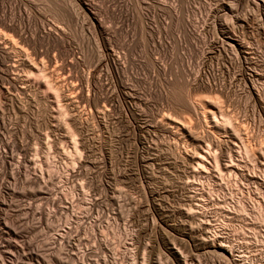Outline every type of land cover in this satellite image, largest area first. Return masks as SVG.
Here are the masks:
<instances>
[{"label":"rangeland","instance_id":"rangeland-1","mask_svg":"<svg viewBox=\"0 0 264 264\" xmlns=\"http://www.w3.org/2000/svg\"><path fill=\"white\" fill-rule=\"evenodd\" d=\"M37 1H38L36 2V4L38 3L37 10L40 12V14L42 13L41 16L43 15L42 17L44 19L46 20L51 19L50 23L52 22L55 23V21H57L60 18L61 13L59 9L61 8L60 6H62L60 4L62 3L58 4V2L60 1L63 2L62 0H59V1L58 0H37ZM53 1L54 2L58 1V2L56 4ZM64 1H67V0H64ZM93 1L94 3L97 2L96 4L97 5L99 4V6H100V2L102 3L101 0L99 1L93 0ZM167 1L174 2L177 4L178 10L180 12L178 15L176 14V16H172V15H164L160 13L155 8L154 6L155 4H153L150 0L148 1L146 0H143V1L142 0H116V4L120 5L121 7H123V9H125L124 11L126 12V14H128V20H126L124 24L122 25L123 30L122 32L117 34L118 38L117 39L115 38L116 41L118 40L120 41L121 46H119V42H116L114 39V42H115L114 47L116 46L115 44L118 43L117 44L118 47L116 46L115 50H118V52L120 53L124 52L122 53V56H124L126 61L130 60L132 62V63H129L130 61L129 62L127 61L128 63L126 62V66L127 65H130V66L126 67V69L128 68L129 71L126 70L124 72L123 77L126 80L124 78L123 80L125 81L124 83L127 86L125 88L128 89V92L131 91L134 94L133 95L134 100L130 101L131 105L127 102L124 103V101L121 102L122 99H121V96H119L120 93L117 92L118 98L120 97L121 99V101H119L120 103H118L119 105H121V106L119 105L118 106L122 110V112L119 110L121 112L120 115L122 116L124 115L125 118L121 117L117 111V114H115L113 119L110 120L113 123H110L109 121L110 125L108 123L106 125L105 121H103L100 118H97V120L94 118L93 121L92 120L90 121V119H87L86 121L83 120L82 125H83V130H85L83 131L84 132L83 137H85L87 141L86 146L88 147H86L85 149L86 155L84 157L82 156V159L83 161L85 160V162L89 164L90 168L84 167V168H87V171L85 172L84 168H81L80 170L78 168V165L76 164L77 168H75V165H74L73 168L71 167L72 169L71 168L70 169L73 170V172H77L79 170V173L84 175V176L82 175V178L84 177L82 180H85V181L87 180L86 181L87 183L85 181L84 182L86 184V188L87 189L90 188L88 189L89 191L93 190L92 189L93 187L94 188L97 187L94 190L95 195L94 193H92L93 191H91L90 193L91 197H89L92 199L93 202H97V203L99 202L98 204L96 203L97 205L95 206L96 210L93 213L94 215H92V217L89 216L91 219L89 217H87L86 219L83 218V215L85 214V211H86L85 208L87 206V201L89 202V199L85 203L84 201L82 202L83 198L81 197H83V193L81 191V187L79 183L78 185L76 184L77 181H82V180L80 179L76 180L78 179L76 177H73L76 179H73V178L69 179V181L66 183H63L59 177H58L59 180L56 177L54 178V180H51L49 176L47 177V175H49L48 174L49 172L48 170H46L47 165H44V161L42 157L41 150L42 149L44 150L42 141L46 142L45 141L46 137L44 135H46L47 132H49V130L48 129L46 130V128L49 127L50 124H53V125L55 124V127L59 129L57 130L56 128H54V132H49V133H50V137L51 135L53 137L55 136L54 137L55 139L53 137H51V139H54V141L57 140L58 144L61 145V144H64L63 142H65L64 145H61V148L65 147L67 144L66 139L69 134H65V133L69 130V128L66 125H62L64 120L61 122L59 118L58 120L57 118H55L56 119L55 120V119H52L54 117H50V115H48L49 112H47L46 110H48L50 107L46 106V110L43 113L44 115H41L43 116L42 118L41 116H38L41 119H39L36 116H35L36 118L33 117V114H35V112L37 111V108L35 105L30 106L32 108L27 107L28 111L31 109L30 110L31 116L29 117V119L27 118V119L20 120L19 121L20 123H18L19 128L17 129H20V131L18 130V134L20 133L19 137L21 138V140H23V142H25L24 144H27L28 148L30 149L29 152L31 154L29 153V157L31 156L30 157L31 161H33L34 156L35 157L36 155L38 156L36 157L37 159L35 158L36 160L39 159L37 162L38 164L33 165L34 164L33 163L30 165L31 167L28 165L29 166L28 170H30V173L32 172L31 175L33 174V176L31 177H34V180H36V183L38 185L29 184L28 186L27 183H23L24 182L23 178L22 179L19 178L20 180L17 179L18 181H16V184L14 185L15 192L13 193L10 192L9 190H6L0 187L2 189V190L0 189L1 193L4 192L1 195L3 197L2 200H4V197H5V200H8L7 202L10 204V207H9V204L5 202V200H4L5 203L3 205L0 204V207H2V209L0 208V218L1 216L4 217V219L2 217V219L0 220L2 221L8 220L10 223H12L13 221L11 218H13L14 220L13 224H15L16 227H13L15 226L13 224L10 227H12L11 229L12 231H14V229L16 228L17 230H15L13 234H9V236H7L6 238L7 239L9 238L13 242H15L16 240V245L20 246L21 243H23L22 246L24 247L25 244L28 245L27 242L30 241L28 243L35 242L33 243L34 245L38 243L44 244V248L49 246L48 244H50V242L48 243L46 242L47 240L49 241V239H51V234H53L50 228L51 225L49 224V221L46 219V217L42 219L41 222H39L38 217H37L38 209L36 210V208H39V206L42 208L45 206L42 209L43 211L49 206L50 212L52 213L53 211L58 212L57 216L62 215L60 217L62 219V224L56 230L57 236L59 237L62 236L63 238H66L67 236H70L68 238L73 237L72 239L74 240V242L76 241V245H77L76 247L77 249L75 248L73 251V249H71L68 246L66 241L63 242V244H61L60 247L63 248L61 249V252L66 253L68 250H71L73 251V252L70 251L71 257H74L72 258L73 260H69L67 259L68 257L66 256V254L64 255L62 254L65 259V260L63 259L62 261L63 264H68V263L69 264H76V263L79 264V262L77 261V257L79 256V254L82 255V257H84L82 258L84 260L82 261V264H93V262L95 264L96 263L97 264L99 263L100 264H183V263L185 264H264V178L262 175L264 172V152L262 151L264 150H261L262 153L260 152L257 153L259 154L257 155L259 157L256 158L257 159L256 161L254 159L253 160L254 162L251 161L248 163V165H242V167H240L244 169V170L241 169L242 170L241 172L242 173L244 172L243 173L244 178H242L241 175H238L237 177H240L242 180L237 178L236 181H230L228 179L229 176L227 177L226 175L220 174L219 171L217 172V170H220V169H218L217 167L215 168V165L212 163L213 160H211L213 158H211L210 154H213V152L217 150L218 152L216 153L218 157L222 158V159L220 158V163L221 162L226 163L225 159L228 155V151L230 153L231 149L236 148L237 144H238L237 147H239L240 142L239 141L237 142V140L233 139L230 135L224 136L223 134L222 136L219 135L218 137L216 135L217 139L219 138L218 140L221 139L223 142H220V141L218 142L214 138L207 137V139L205 138L204 140V141L206 140L208 141V142L206 141L207 142L206 144L202 140L203 138L201 139L202 135L206 134L204 128L199 127L198 129L200 131L196 130L199 135L201 134V137H200L201 141H199V139L198 138L195 139L194 136L190 137V135L186 134V132L181 129V126H179L180 125L179 123L183 124L181 120L183 119L182 121H184V117L186 116L187 118L191 117L190 120H194L195 117L196 118L198 117L197 120L196 121L194 120V122L192 121V123L198 122L202 119V115L199 113L201 109L199 110V108H198L197 114H194L192 116L190 114H193L194 112H192L191 110H188L186 112L187 109L184 108V105H183L185 104V101H183L184 94L182 95L183 98H181L180 94L184 92H188V94L190 93L189 96L191 98L194 97L192 98V100L194 99L196 101L198 98L203 97V96H209V95L212 96L207 89H204V88L199 89V87L197 85H194V82H193V78L195 76L193 75V73L196 74V71H198L199 68H203L202 69L203 75H207L209 79L211 78L212 80H214L216 84L218 83L217 84L218 86L220 83H222L220 84V88H223L222 90H224L222 91V95L225 96L226 94L225 97L222 96V98L224 97L226 100L225 103L227 104V106L225 105L224 107L226 108V112L228 113L231 112L232 115L234 114V116L237 115L236 118L238 119V122L242 120L243 122L241 121V123H243V125L245 123L248 124L247 125L249 126V129L247 128L248 131L249 130L250 132L252 131L251 133L249 132L250 135L255 137V139L251 137L252 138V140H250L251 143L254 142V144L257 143L258 145L262 144L261 148L264 145L263 144L264 143V121H262L264 120V117L260 115L261 119L263 118L262 120L258 117V115L260 114L258 107L251 99L252 97L248 94L247 89L246 88L243 89L244 84H242L243 82H240L241 80L239 79V77H241L240 74L244 73L245 71H246L245 73L248 74L249 70H245L244 67L240 66V64L238 65V62H236L234 58L229 59L228 57L225 58V56H221L220 59L222 60H219V57H217V58H214V60L212 61L208 60L206 61L205 64H202L203 63V61H201L203 60V58L201 59L202 54L199 51L194 49V47L192 46V42H191L192 39H188V37L184 35L185 34L184 26L182 25V22H180V21H184V16L186 14L190 17L189 19L192 20L195 17H198L200 15L199 13H201L203 16V13H205L206 9H208L209 6H211L210 8H214L216 6L224 4V2L225 3L228 2L229 0H224V1L223 0H167ZM242 4L243 3H241V7L242 6L243 7L241 9L244 8V4L243 5ZM105 5L106 3L104 5L102 4V9H105L104 8ZM126 8L128 9V12ZM52 11H54V13ZM56 11L58 12V15L55 13ZM104 12L106 13V15ZM184 13L186 14L184 15ZM101 14L105 16L104 17L105 21L110 24L113 23L112 24L113 26L114 25L116 26L121 23V22L119 23L118 19L116 20L113 19L111 15L109 14V12H106V10L105 11L102 10ZM53 16H56L57 18H54ZM74 19H75L74 20L75 22L76 21L78 22V23L76 22L77 24L82 23L81 16L80 18L78 17L79 21L77 20L76 16L74 17ZM257 20H260V21H257ZM263 21L264 20L259 19V18H256L255 20L254 19L250 20L249 21L250 27L248 26V29L245 33L247 36L245 35V37L251 43L252 51L254 53L252 54L253 56L252 59L254 61L256 60L255 62H257L256 70L259 73L261 71V73L264 74L263 72L264 70V60H263L264 59V31H262V28L260 26L261 23L264 26ZM178 22H180L181 24ZM81 28L82 27L78 25V28L76 29L77 31L74 32L76 34H74L73 48L75 47L74 51L77 53V55L74 56V59L80 62L81 69L84 68V71H87L89 70V68L90 69L93 68L94 67L93 65H96V63L99 61L98 60L99 52H97V49H96L97 42L95 41L96 43H94L95 38L93 37L92 32H90L89 30L87 31L86 28H85L86 30L82 28L83 31H81L82 30ZM78 29H80V31ZM119 34H120V37H119ZM157 41H159L161 44H159V42ZM50 53L52 55L53 53H55V51L51 50ZM224 59L225 60L228 59L230 62L227 60L225 61ZM231 60H233L232 63H231ZM219 61L221 64H218L217 66L215 62L219 63ZM211 62H213L214 64ZM156 64L157 65L159 64V65L157 66ZM210 66L211 67L213 66L212 68L213 70H211ZM214 68L216 70H214ZM219 68L224 71L222 70L220 71ZM102 69H104V72H106L105 66L102 65ZM217 70L218 72H216ZM126 72L127 74H125ZM222 77H225V78H222ZM222 79H225V80L222 81ZM261 81L262 80L256 83V86H257L256 89H259L258 90L259 93L261 92L264 93L263 91L264 86L262 87V85H264V82L262 81L261 83ZM238 82L240 83L238 84ZM184 83L185 84L187 83L186 85L189 88L192 85L191 90L188 89V87L185 86ZM222 85H224V87H222ZM227 88H229V90ZM179 89H181V91ZM111 91H113V88L111 89ZM176 93L178 94L176 95ZM136 97L140 99L137 100ZM180 99L181 100L183 99L182 101L184 103L183 102L181 103ZM134 102L136 103L135 106L133 105L135 104ZM253 106H256L257 109L255 107L253 108ZM227 108L230 111H227L228 110ZM32 109H34V113L32 112ZM251 110L252 111L258 110V112L254 111L255 115H253L254 112H252ZM45 113H47L46 115L48 117L45 116ZM195 115H198V116H195ZM117 116L118 117L120 116L121 118H123V119H120L121 123L119 122V120H117L119 119ZM31 117H33V119ZM177 117L179 119L181 118L180 122ZM114 118L116 119L117 122L114 121ZM174 118L175 120L178 119L179 123L177 121H172V119ZM47 119H49L51 122L49 120L47 121ZM124 119H127V120H124ZM250 120L254 122H251ZM58 121H60L59 126L57 125ZM161 121H163V123L165 121L166 125H167V122H170L168 124V127L172 124L173 125L170 127H173V126L175 127L176 125L180 127V130H179L180 134L177 133L176 134L177 137L176 136L174 137V135L172 136V134H170L171 135L170 136L168 132L163 131V128H161V125L163 124L161 123ZM45 122H47L48 126L45 125L46 124ZM22 123L23 124L25 123L26 125L25 124L23 125ZM158 123L161 125H159ZM103 124H105V126ZM152 124L153 125L155 124V125L152 126ZM184 124L186 123L184 122ZM250 124H252L251 128H250ZM65 126L68 128V130ZM170 127L168 128L169 130H170ZM62 128H64V130ZM143 128L144 129L148 128V130L150 129L149 131H152L153 135L151 133H149L150 135H147L146 134L147 130H144ZM24 129H25V133H24ZM172 129H176V128H172ZM143 130L145 131V133L143 132ZM180 131L184 133L183 134L184 136H180L182 135ZM201 131H204V132L201 133ZM56 132L57 133L59 132L57 134L58 136L60 135L59 139H57L58 138L57 135L54 134ZM61 132L63 133V137L67 135L64 138L62 137L63 138L62 142L60 139V137L62 136ZM67 133H70V132H67ZM85 133L87 136H85ZM178 134H179V137H178ZM253 134L256 135L257 137L254 136ZM150 136H152L154 139ZM172 137L174 139L176 138L177 139L176 140L173 139V141L171 142ZM146 138L148 141L152 138L149 142L151 141L152 142L154 141V142L149 144V142L146 141ZM174 141H176L177 143ZM231 141H233L232 142L233 144L231 143ZM235 141L237 143H235L234 145ZM146 142L149 144V146L147 145ZM54 143H56V141ZM168 143L170 144L171 147L173 146L172 148L174 150L172 151V153L170 151L172 150V148L171 147H170L171 149L169 148ZM209 143L211 145L210 147H209ZM219 143H222V144L225 143V144L219 145ZM205 144L208 145V147ZM215 144H218L219 146H221L219 147L220 149L218 148V145H215ZM60 145H53V148L55 146L56 148H59ZM174 145H177L176 146L177 150H175L176 148ZM181 145L184 148L186 147L185 151L187 150L186 153L188 152L187 154L189 155L190 154L192 155L195 150L200 153H203L202 150L203 151L209 150L210 157L208 156V158L210 159H209V164L207 166L209 167L210 170L208 169L206 165H204V168H207L205 169V171H204V168L201 171L200 170L197 171L202 175L197 173L194 177L191 178V176L188 175L189 172H191L190 161L189 160H186L187 162L185 160L184 162L181 161V158H182L181 155L182 154H183L182 156L185 155V151L183 148L181 149L182 147ZM225 145H227L226 146L227 148L225 147ZM212 146L215 147L216 149H214ZM200 147H202L201 150H200ZM211 147L213 150L211 149ZM228 147L230 150H228ZM66 148L67 147H65L64 149ZM136 148L138 149L140 154L137 153L138 151H136L137 150ZM89 149L91 151H88ZM224 149L227 150V153H226V150L224 151ZM134 152H136L135 156L133 155ZM178 152L181 155L180 154L178 155L177 154ZM221 152L223 156H221ZM53 154L55 155V160H56L55 164L58 167L57 168L58 172L59 171L61 172L64 168H66L65 167L66 158L63 155L62 156L59 155L58 151H56ZM86 156H87V159H86ZM179 156L181 158H179ZM192 156H194V154ZM157 162L158 164H156ZM185 162L187 164H185ZM210 162L212 163V165ZM255 162L256 164L254 165ZM108 166H110L111 168ZM185 166H189V167H185ZM109 168L111 169L112 173L115 172L113 174L115 175V177L120 175V180L113 181V179L112 180L109 179L110 181H107V180L105 181L104 174L106 173V171H108L107 169ZM164 168L166 169L163 170ZM206 170L209 172H207ZM66 171H68L67 168L64 169L63 172L61 173H65ZM84 172L88 175H86ZM177 172L179 173V175ZM113 175L111 176L114 178ZM186 175L189 178H187ZM38 176L39 177L41 176V177L39 178ZM195 177L197 178L195 179ZM101 178H102V181L100 182ZM193 178L195 180H193ZM47 179H50L49 180L50 182ZM187 179H189L190 181ZM226 179H228V181ZM7 180L12 181L9 178ZM22 180L23 182H21ZM71 180L73 183L71 182ZM38 182H40V184ZM89 183H92V185L89 186ZM72 184H76L75 186L78 188H76ZM26 186H27L28 191L26 189ZM32 186L35 187V189L32 190L34 193L31 192V190H30L31 193H29V189L34 188ZM37 186L39 187L41 186L40 187L41 189ZM44 186L45 188L48 186L47 188L51 192L47 188L45 190ZM55 187H56V192H55L56 195L52 193L53 192L52 190L53 188L55 190ZM36 188H39L41 191ZM42 190L44 193L41 194ZM6 192L8 193L10 192V193L8 194ZM21 192L23 193L21 194ZM48 192L50 193V196L52 195L51 200H49L51 203L47 202L46 204L45 200L47 199L44 200L43 196L44 197L46 196L45 198H47L49 196L47 194ZM79 192L81 195L79 194ZM14 194L17 195V197ZM19 194H21L22 196ZM32 194L33 195L35 194V196H33ZM92 194L93 196L99 197V199L97 197H94L95 199L97 198L95 200L92 197ZM6 203L7 205H5ZM5 206H6V209H5ZM239 206L240 207L242 206V208H244L243 209L244 211L242 210L243 213L239 212L238 210L240 208ZM18 207L22 208V210L26 208L27 210L25 209V211H28V210L29 211L27 213L25 211H22ZM31 208L35 211L33 212ZM187 209L189 210L191 209V210L189 211ZM32 213L33 215H35L34 213H36V215L31 216ZM187 213L188 214L190 213V214L188 215ZM5 214L8 216L6 217ZM24 215H26L25 219H24ZM15 216H17L18 218ZM20 216L23 218H21ZM28 216L29 218H27ZM5 217L6 219L9 217L10 218L5 220ZM31 217L32 218L37 217V218L35 220V218L30 219ZM26 219H28L26 222H22V221H25ZM30 220L32 223L34 222L33 227L31 226L32 223H30ZM81 220H82V223L84 221L85 222L83 223V227L80 230H77V223ZM97 220H99V222ZM94 221L97 223H94ZM35 222L38 223V225H36L37 227L34 226L36 224ZM17 223L19 225H17ZM20 223L21 224L23 223L24 226L23 224L21 225ZM45 223L46 224L48 223L49 225L48 224L46 225ZM89 225L95 226V227L97 226V228L94 227L95 228L94 229L92 227L91 229ZM24 227H26L25 228L26 230L24 229ZM30 227H31L32 232H30L31 231ZM28 228H29V231H28ZM36 228L39 230H33ZM0 229H1V226H0ZM19 229L21 230L20 231L21 233L19 232ZM23 229L25 230V232ZM44 229H46L47 232ZM22 230H23V233H22ZM44 232H46V234ZM48 232H51V233L49 234ZM0 234H1L0 235L1 237L2 236L1 230H0ZM4 234L6 235V233ZM18 234L21 237H18L19 236ZM72 234L74 236H72ZM64 235H67V236L64 237ZM22 236H24V239ZM15 237L18 239H16ZM46 237L49 239H46ZM0 239H1L0 245H2L4 237L3 239L2 238ZM22 239L24 240V242ZM60 239L57 243L58 245H59V242H61ZM44 240H46V242ZM176 240L177 242H180V241L181 242L177 243ZM43 241L47 244V246ZM19 242H20V245H19ZM198 242H201V243L206 242L210 246L204 248V246L198 245ZM174 243L175 244L177 243L178 246L184 245L185 248L181 246L177 248V245H174ZM66 245L67 247H65ZM175 246L176 248H174ZM22 249L23 248L21 247L19 249V252L17 251L18 254L16 253V251H14L15 254L13 252L9 253V255L13 253L10 255L13 259L12 260L13 264L16 263V259L18 261L17 264H23V262L24 264H27L30 261H32L34 264L48 263V262L45 263L44 260H41L40 256L37 258L33 257L31 260H29L28 259L29 256L26 254L24 255L26 250L23 249L24 250L23 251ZM181 249H184L186 252ZM180 252H182L183 254ZM172 253L175 255H173ZM22 254L24 255L22 261L23 260L24 261L19 262L20 255ZM14 255L15 256L18 255L19 257L17 256L18 258H14L15 257ZM26 256L28 257L26 258ZM188 257L191 258V261L193 259L194 263H192L190 261V258ZM186 258H188V260ZM7 259H9V256ZM36 259H39V261ZM180 260L182 263L179 262ZM32 262H30L29 264H32ZM62 263L60 262V264Z\"/></svg>","mask_w":264,"mask_h":264},{"label":"bare ground","instance_id":"bare-ground-1","mask_svg":"<svg viewBox=\"0 0 264 264\" xmlns=\"http://www.w3.org/2000/svg\"><path fill=\"white\" fill-rule=\"evenodd\" d=\"M62 1L63 2H61V1L58 2V4L59 3H62V4H60L62 6L59 5L61 7V8L59 7L60 8L59 11L61 13V14L59 13L61 15L60 18L57 21H55V23H53V22L50 23V20L51 19L50 20L49 19L48 20L44 19L42 17L43 15L41 16L42 13L40 14V12L37 10L38 9V7H37V4L38 3L36 4V2H38L37 0H0V187L3 188V189L9 190L12 193L15 192L14 185L16 184V181H18L17 179H19V178H21V179L23 178L24 182H23V180L21 182L27 183L28 186H29V184H32V185H36L37 184L36 183V180H34V177H31V176H33V174L31 175L32 172L30 173V170H28V167L31 164H33V163H34L33 165L38 164L37 162H38L39 159L36 160L37 159L36 157H38V156L35 154L36 157L34 156L33 158L34 159L36 158V159L35 160L33 159V161H31V159H30L31 156L29 157V153H30L29 150L30 149L28 148L27 144H24L25 142H23V140H21V138L19 137V134L20 133L18 134V130L20 131V129H17V128H19L18 123H20L19 122L20 120L27 119V118L29 119V117L31 116V111H30L31 109L29 110L30 111L29 112L28 109H27V107L28 108H32L30 106L35 105L36 108H37V111L35 110L36 112H35V114H33L34 113V109H36V108L32 109V112H33L32 114H33V117H35V116L38 117V116L44 115L43 113L46 110V106H48V107H50L49 108L50 110L47 108L49 111L46 110L47 112H49L48 115H50V117H54L52 119L57 118V120H58V118H59V120L61 122L64 120L63 124L62 123L61 124L62 125H66L69 128V130H68V128L65 126L67 128V130H68V131L67 130H65V131L70 132V133H67V132L65 133V134H69L68 136L66 135L67 136V139H66L67 140V144L65 146V147H67L66 149H64L65 147H62L61 148V145H64L65 142H63L64 144H61L60 145V144L57 143V140H55L56 143H57L56 144V143H54L55 142L54 141V139H55L54 137L55 136L53 137L51 135V137H53L54 139H51V137H50V133L49 132H54V128H56L55 127V124L54 125L53 124H50V126L46 128V130L48 129L49 132H47V134L44 135L46 137V140H45L46 142H43L42 141V145H43L44 150L43 149L42 150L40 149L42 151V157H43L44 165H47L46 166L47 169L46 168L45 169L48 170V172H49L48 173L49 175H47V177L49 176V178L51 180H54L55 177L58 179V177H59L62 180L63 183H66V182L69 181V179H71L73 177L78 178V179L73 178V179H76V180H79V179L82 180L84 178V177L82 178V175L83 174L79 173V170L77 171L75 169V168H77L76 164L78 165V168L80 170H81V168L89 167V164L86 163L85 160L83 161V159H82V156L84 157L86 155L85 154L86 153V150L85 149H86V147H88V146H86V144H87L86 142L87 141H86L85 137H83V134H84L83 131H85V130H83V125H82L83 120L86 121L87 119H90V121L91 120L93 121L94 118L96 120H97V118H100L103 121H105L106 125H107V123L110 125V123H113L110 120L113 119V117L115 116V114H117V111H118V114L119 115L122 112V110L119 107L121 105L118 104V103H120L119 101H121V99H122L121 102L124 101V103L127 102V103L130 104V101H133L134 100V96H133L134 94L131 91L128 92V89L125 88V87H127L126 84L124 83L125 81L123 80V78H124L123 77L124 72L126 70L129 71L128 68L126 69V67L127 66H130V65H127L126 66V62L128 60L126 61V59L124 58V56H122V53H124V52L120 53V52H118V50H115V47L117 46L118 43H116L115 44L116 46L114 47V43H115L114 42V39L115 38L116 39L118 38L117 34L120 33V32H122V30H123L122 29V25L124 24V22L126 20H128V14H126V12L124 11L125 9H123V7H121L120 5L116 4V0H101L102 3L100 2V6H99V4L98 5L96 4L97 2L94 3L93 0H67V1L62 0ZM146 1H148V0H146ZM150 1L153 4H155L154 5L155 8L160 13H162L164 15L176 16V14L178 15L180 13L179 10H178L177 4L174 3V2H168L167 0H150ZM57 2H54V3L57 4ZM105 3H106V5L104 6L105 9H102V4L104 5ZM241 3L244 4V8L243 9H241L243 7V6L241 7ZM210 7L211 6H209V8L206 9V11L203 9L205 11V13H203V16H202L201 13H199L201 16L199 15L198 17H195L192 20L189 19L190 17L186 13H184V15L186 14L184 16V21H180V22H182V25L184 26V33H185L184 35L187 36L188 39H192V41H191L192 42V46L194 47L195 50L199 51L202 54V57H201V59L203 58V60H201V61H203V63L201 62L202 64H205L206 61H208V60L209 61H212V60H214V58H217V57H219V60H222V59H220L221 56H225V58L228 57L229 59L234 58L235 61L238 62V65L240 64V66L241 67H244L245 70H249V73L248 74L245 73L246 71L244 73H242L240 71L242 74H240L241 77H239V79L241 80L240 82H243L242 84H244L243 89L244 88L247 89L248 94L252 97L251 99L257 105L258 110H259V113H260L258 115V117L261 119L260 115L264 117V96H263L264 93H262L261 90H260L261 93H259V91H258L259 89H256V87H257L256 86V83L259 82L260 80H262L264 82V74L261 73V71L259 69L258 70L260 71V73L256 70V68H257L256 67V65H257L256 63L257 62H255L256 60L254 61L252 59V57H253L252 54H254V53L252 51L251 43L245 37V35H246L245 33H246L247 29H248L249 21L250 20H252V19L255 20L256 18H259V19L264 20V0H229L228 2H226V3L224 2V4H221L219 6H216V7L213 6L214 8H210ZM101 9L104 10V11L106 10V12H109V14L111 15V17L113 19H115V20L118 19L119 20V23L120 22L121 23L120 24L117 23L118 25H116V26L115 25L113 26L112 25L113 23L112 24L107 23L105 21V18H104L105 16L102 15L103 13L101 14V11H102ZM126 10L128 12V9L127 8H126ZM52 12L54 13V11H52ZM55 13L58 15V12L57 11ZM56 14H54V15H56ZM139 14H141V13H139ZM105 15H106V13H105ZM75 16H76L77 20H78V17L80 18V16H81V18H82V23L81 24H77L78 22L76 21L77 22L76 23L74 21L75 20L74 19ZM53 17L54 18H57L56 16H53ZM257 21H260V20H257ZM180 22H178V23H180ZM255 23H256V21H255ZM78 25H80L84 29L86 28L87 31L89 30L90 32H92L93 37L95 38L94 43L97 42V44H96L97 45L96 46L97 47L96 48L97 49V52H99V54H98L99 56L98 57L100 59L98 58L99 61L98 60H97L98 62L96 61L98 64L96 63V65H93L94 67L91 66L93 68H91V69L89 68V70H87V71H84V68L81 69L80 68V65H81L80 62H78V60L76 61L74 59V56L77 55V53L74 51V48L75 47L73 48V40H74V34H76L74 32L77 31L76 29L78 28ZM260 26L262 28V31H264V26L262 25V23H261ZM256 29H257V27H256ZM78 30L80 31V29H78ZM81 31H83V29ZM119 37H120V34H119ZM248 38H249V36H248ZM116 39H115V41H116ZM116 42H119V46H121V43H120L119 40L116 41ZM157 42H159V41H157ZM159 44H161V43L159 42ZM51 50H54L55 51V53H53L52 55L50 53ZM226 60L229 61L228 59H226ZM232 61L233 60H231V63H232ZM217 62H215V64H217V66H218V64H221L220 61H219V63H217ZM129 63H132V62L130 61ZM211 63H213V62H211ZM102 65L105 66L106 72H104V69H102ZM219 67H221V66H219ZM206 68H207V66H206ZM212 68H213V66L211 67V70H213ZM226 68H227V66H226ZM202 69L203 68H199L198 71H196V74L193 73V75H195L194 78L192 77L193 78L194 85H197L199 87V89H202V88L207 89L212 96H210V95L209 96H203V97L198 98L197 101H196L194 99L192 100V98H194V97L191 98L189 96L190 93L188 94V92H184V90H183L184 93L180 94L181 95V98H183L182 95L184 94L183 95L184 96V100L183 99L182 100L185 101V104L186 105L185 104H183V105H184V108L187 109V110L185 109L186 112L188 110H191L192 112H194L193 114H190L191 112L189 113L192 116L194 114H197L198 108H199V110L201 109V111H199V113L202 115V119L201 120L198 119L200 121L195 122V123H192V121L193 122H194V120L196 121L198 117L197 118L195 117L196 119L194 118V120H190L191 117L190 118H187V116H186V117H184V121H182L183 119L181 120V122L183 124L179 123L181 118L179 119L178 117L177 118L179 119V122H178V119L175 120V118L172 119V121H177L180 124L179 126H181V129L184 130L186 132V134L190 135V137H193L194 136L195 139L198 138L199 141H201L202 138H203L202 140L204 141L205 138L207 139V137H209V138L211 137V138L216 139L218 142L219 141L220 142H223L221 139L218 140L219 138L217 139V137L219 135L222 136L224 134V136L230 135L233 139L237 140V142L239 141L240 142V145H239V147H237V145H238L237 144L236 145V148L235 149L233 148L234 150L231 149V152L230 153L228 151V155H227V157L225 159L226 160V163H222L221 162L222 164L220 163V158L221 157L219 158L218 155H217V153H216V152H218L217 150H215L214 152L211 151V152H213V154H210L209 150H207V149H206L207 151H203L202 150L203 153L197 152L195 150L194 153L192 151V153L194 154V156H192L193 154L192 155L191 154L190 155L187 154L188 153V152L186 153L187 150L185 151V148L186 147L184 148L181 145L182 146L181 149L182 148L184 149L185 155L182 156L183 154L181 155L179 153L181 151H179L177 154L178 155L180 154L181 157L183 158V160H182V158L179 156V158H181V161H183V162H184V160L185 161L186 160H189L190 161V165H191L190 170H191V172H189L188 175L191 176V178L194 177L197 173L200 174L197 171L198 170L201 171L204 168V165L207 166L209 164V159L210 158H208V156L210 154L211 158H213V159H211V160H213V162L212 161L211 162L215 165V168L217 167L218 169H220V170H217V172L219 171L220 174L226 175L227 177L229 176L228 179L230 181H236L237 178L238 179H241L240 177H237L238 175H241V177L244 178L243 177V173L244 172L243 173L241 172L244 169L243 168H240V167H242V165H248V163L251 162V161H253L254 159L256 161L257 160L256 158L259 157V156H257V155H259L257 153L258 152H260V153L264 152V151L261 152V150H264V148H263L264 145L261 148V145L262 144L261 145H258L257 143L254 144V142L251 143L250 140H252L251 137H253V136L250 135V133L252 131L251 132H250V130L248 131V129H249V126H247L248 124L245 123L244 125H246V126H244L243 123H241L242 120H240L239 121L240 123H239L238 122V119L236 118L237 115L234 116V114L232 115L231 112H229V113L226 112V108H224L225 105L227 106V104L225 103L226 100L224 98L226 96V94H225V96L222 95V91H224V90H222L223 88H220V84H222V83L219 82L220 84L218 86L217 85L218 83L216 84L214 80H212L211 78H210L211 79L210 80L207 77V75H203L202 74L203 73L202 72ZM214 70H216V69L214 68ZM218 70L216 72H218ZM221 70L222 69H220V71ZM102 71H103V73H102ZM160 71H162V70H160ZM222 71H224V70H222ZM263 72H264V70H263ZM206 73H207V71H206ZM212 73H214V72H212ZM125 74H127V72ZM211 76H209V77H211ZM213 76H215V75H213ZM126 77H127V75H126ZM222 78H225V77H222ZM233 79H231V80H233ZM224 80L225 79H222V81H224ZM262 81H261V83H262ZM230 82H232V81H230ZM240 82H238V84ZM186 84H185V86H187ZM185 86H183V87H185ZM191 86H190V88L187 86L188 89L191 90V88H192ZM263 86L264 85H262V87ZM187 87H185V88H187ZM222 87H224V85H222ZM112 88H113V91H111ZM258 88H259V86H258ZM123 89H124V91H123ZM227 89L229 90V88H227ZM232 89H234V88H232ZM179 90L181 91V89H179ZM263 91H264V89H263ZM117 92L120 93L119 96H121V99H120V97L118 98V93ZM189 92H191V91H189ZM177 94L178 93H176V95ZM222 96H224V97L222 98ZM250 96H249V98H250ZM179 97H178V99H179ZM196 97H195V99H196ZM136 99L138 100L140 98H137L136 97ZM182 100H181V103L183 102ZM133 105L135 106L136 103L133 104ZM254 107L256 108V106H253V108ZM258 110H256V111L258 112ZM227 111H230V110L228 109ZM254 111H252V112H254ZM129 112H130V110H129ZM255 112L253 113V115H255ZM46 114L47 113H45V116H47ZM256 114H258V113H256ZM120 116L125 118L124 115L123 116L120 115ZM120 116L119 117L117 116L119 118V119H117V120H119V122L121 121L120 119H123ZM195 116H198V115H195ZM33 117H31V118L33 119ZM42 117L43 116H41V118ZM41 118H39V119H41ZM115 118H114V121H116ZM49 119H51V118H49ZM49 119H47V121ZM124 120H127V119H124ZM60 121H58V123H57L58 126H59ZM109 121H110V123H109ZM262 121H264V120H262ZM158 122H160V121H158ZM184 122L186 124H184ZM251 122H254V121H251ZM29 123H30V121H29ZM45 123H46L45 125H47V122H45ZM161 123H163V121H161ZM164 123H165V121H164ZM164 123L162 125L158 123L159 125H161V128H163V131L168 132L169 135L170 134H172V136L174 135V137L176 136L177 133H179L180 127H178L177 125H176L177 127L176 126L175 127L174 126L173 127H170V126L173 125L172 124V125L169 126L170 127V130H169L168 129L169 128L168 127V124L170 122H167V125H166V123L165 124ZM101 124H102V122H101ZM156 124H157V122H156ZM103 125L105 126V124H103ZM154 125L152 124V126H154ZM251 125L252 124H250V128H251ZM20 126H21V124H20ZM140 127H142V126H140ZM199 127L200 128L201 127L204 128L205 129V132H206V134L204 133L205 135H202V137H201V134L199 135L198 132L196 131V130L200 131L198 129ZM172 128H176V129H172ZM62 129L64 130V128H62ZM57 130H59V129H57ZM144 130H147V133H146L147 135H150L149 133H151L153 135L152 131H149L150 129L148 130V128H146ZM144 130H143V132L145 133ZM202 132H204V131H201V133ZM24 133H25V129H24ZM58 133L56 132L54 134L57 135ZM181 133H182V135H180V136H184L183 135L184 133L183 132H181ZM179 134H178V137H179ZM22 135H24V134H22ZM169 135H168V137H169ZM216 135H217V137H216ZM59 136L57 135V137H58L57 139H59ZM66 136H64V137H66ZM85 136H87L86 133H85ZM254 136H256V135H254ZM62 137H63V133H62V136L60 137L61 142H62V139L64 138V137L63 138ZM150 137H152V136H150ZM163 137H164V135H163ZM200 137H201V139H200ZM41 138H43V137H41ZM185 138H186V136H185ZM232 138H231V140H232ZM253 138L255 139V137H253ZM22 139H23V137H22ZM173 139L174 138L172 137L171 142L173 141ZM176 139H174V140H176ZM146 141H148L147 138H146ZM206 141H204V142L207 144L208 141L207 142ZM212 141H213V139H212ZM39 142H41V141H39ZM59 142H60V140H59ZM153 142L151 141V142H149V144L150 143H153ZM174 142H176V141H174ZM227 142H229V141H227ZM232 142L233 141H231V143ZM237 142L235 141L234 142V145ZM149 144L147 143L148 146H149ZM182 144H183V142H182ZM213 144H214V142H213ZM220 144L223 145L225 143H223V144L222 143H219V145ZM53 145H60V147L59 148H56V146H55L54 147L55 149H54L53 148ZM153 145H155V144H153ZM215 145H218V144H215ZM219 145H218V148L221 147ZM256 145H257V147H256ZM168 146H169V148L171 147L169 143H168ZM174 146L176 148L177 145H174ZM206 146L208 147V145H206ZM210 146L211 145L209 143V147ZM226 146L227 145H225V147ZM212 147H211V149H212ZM229 147H228V150H230ZM201 148L202 147H200V150H201ZM213 148L216 149L215 147H213ZM53 149H54L55 152L58 151V154L59 155H61V156L63 155L66 158V165H65V167L67 168L68 171H66L65 173H61V172H63V170L66 169V168H64L61 172L59 171L60 173L58 172V169H57L58 167L55 164L56 163L55 155L53 154L55 152L53 151ZM203 149H204V147H203ZM173 150H174L173 148H172V150H170L171 153H172ZM175 150H177V148ZM225 150L226 149H224V151ZM88 151H91V150L89 149ZM136 151H138V149ZM222 152H223V150H222ZM222 152H221V156H223L222 155ZM135 153L136 152H134V154H133L134 156H135ZM137 153L140 154L139 151ZM226 153H227V150H226ZM138 154H136V155H138ZM56 155H57V153H56ZM219 156H220V154H219ZM260 156H261V154H260ZM148 158H150V157H148ZM223 158H225V157H223ZM86 159H87V156H86ZM62 160H63V158H62ZM186 162H185V164H187ZM89 163H91V162H89ZM212 163H211V165H212ZM156 164H158V162ZM255 164H256V162L254 163V165ZM74 165H75V168L74 169L77 172H73V170H71ZM108 167H110V166H108ZM185 167H189V166H185ZM246 167H244V168H246ZM110 168L107 169L108 171H106V173L104 174L105 181L106 180L107 181H110L109 179H111V180L113 179V181L120 180V175L115 177V175H113L115 172L112 173V171H111ZM84 169H85V172H86L87 171V168H84ZM165 169L166 168H164L163 170H165ZM205 169H207V168H204V171H205ZM208 169H209V167H208ZM113 170H114V168H113ZM207 172H209V171H207ZM184 174H185V172H184ZM86 175H88V174H86ZM111 175H113L114 178ZM178 175H179V173H178ZM200 175H202V174H200ZM262 175H263V178H264V172H263ZM226 176H225V178H226ZM186 177H187V175H186ZM8 178L11 179L12 181L7 180ZM183 178H185V177H183ZM187 178H189V177H187ZM196 178L197 177H195V179ZM50 179H47V180L49 181ZM195 179L193 178V180H195ZM228 179H226V180L228 181ZM42 180H44V179H42ZM95 180H96V178H95ZM187 180H189V179H187ZM84 181L85 180L77 181L76 184L78 185V183H79V185L81 187V191L83 193V197H81V198H83L82 202L84 201V203H85L89 199V202L87 201V206L85 208L86 209L85 214L83 215V218L86 219L87 217H89V216L92 217V215H94L93 213L96 210L95 209L96 208L95 206L99 202L98 203L97 202H93L92 199L89 198V197H91V195H90L91 191H93L92 193H94V195H95L94 190L97 187L94 188L92 186L93 188L92 187L91 188L93 190L89 191L88 189H90V188L87 189L86 188V184H85V182L87 180L85 182ZM101 181H102V178H101L100 182ZM71 182H72V180H71ZM91 182H93V181H91ZM195 182H197V181H195ZM38 183L40 184V182H38ZM190 183H192V182H190ZM76 184H72V185L75 186ZM90 185H92V183H89V186ZM32 187H34V186H32ZM37 187H39V186H37ZM183 187H184V185H183ZM39 188H36V189H39ZM46 188L44 186V189L45 190H46ZM76 188H78V187H76ZM26 189H27V186H26ZM33 189H35V187L32 188V189H29V193L33 192L32 191ZM142 189H143V187H142ZM172 189H174V188H172ZM30 190H31V192H30ZM43 190H42L41 194L44 193ZM27 191H28V189H27ZM52 191H53L52 193L55 194L56 187H55V190L53 188ZM0 193H1V191H0ZM2 193H4V192H2ZM2 193L0 194V204L1 205H3L5 202L8 201V200H5V197H4L5 202H4V200H2L3 199V197L1 196ZM6 193H8V192H6ZM22 193L23 192H21V194ZM45 193H46V191H45ZM21 194H19V195H21ZM47 194L49 195V196L47 195L48 196L47 198H45L46 196L45 197L43 196L44 200L45 199L48 200V201L45 200L46 204H47V202L48 203L50 202L49 200H51V196H52V195L50 196V193L49 192ZM79 194H80V192H79ZM80 195H79V197H80ZM15 196L17 197V195H15ZM33 196H35V194ZM92 197L94 198V197H97V196H93V194H92ZM97 198L99 199V197H97ZM53 202H52V204H53ZM7 203L5 205H7ZM9 207H10V204H9ZM239 207H237V208H239ZM0 208L2 209V207H0ZM18 208L22 210V208H20V207H18ZM43 208L40 207V206H39V208H36V210L38 209L37 210L38 213L37 212L36 213L38 214L37 217H38V221L39 222H41L42 219H44L46 217V219L49 221V224L52 226V227L50 226L51 232H53V234H51V239H49V238L46 237V239H49V241L47 240V242H46V240H44L46 243L50 242V244H48L49 246H47V244L43 241L46 244V246L48 247V248L45 247V248H47V249H45L44 248V244L38 243V244L34 245L33 243H35V242H32L31 241L32 243H28V242H30V241H28L27 242L28 245L25 244V246L23 247L22 246L23 243H21V245H20V242H19V245L24 250H26V252L24 253L23 252L24 250L22 249L23 250L22 252L24 253V255L26 254V255L29 256V258H28L29 260H31L33 257H36L37 258V257L40 256L41 257V260H44L45 263L48 262L46 264H49V263L50 264H58V263L60 264V262L62 263V261L64 259V256H63L64 254H66V256L68 257V258L66 257L67 259L73 260L72 258H74V257H71V252H73L74 249L77 247L76 241L74 242V240L72 239L73 237L68 238L70 236L64 235V237L67 236L66 237L67 239H66V238H63L62 236L61 237L57 236V233H56V230L62 224V219L60 218L62 215L57 216L58 215V212H54V211H53V213L50 212L49 206H48V208H46V209H44L42 211ZM187 208H189V207H187ZM241 208H242V206L238 210H239V212L243 213V211H244L243 209L244 208H242V209ZM5 209H6V206H5ZM25 209L22 210V211H25ZM3 210H4V208H3ZM62 210H64V209H62ZM187 210H189V209H187ZM28 211H25V212L28 213ZM32 211L34 212L35 210L32 209ZM25 212H23V213H25ZM36 213H34V214L36 215ZM18 215H19V213H18ZM35 215H33V213H32L31 216H35ZM7 216L8 215H6V217ZM25 216L26 215H24V219L26 218ZM2 217L3 216H1L0 219H2ZM6 217H5V220H7V219L10 218L9 217V218L6 219ZM15 217H17V216H15ZM21 218H23V217H21ZM27 218H29V216ZM33 218H35V217H33ZM33 218L31 217L30 219H33ZM36 218H35V220H36ZM3 219H4V217H3ZM11 219L14 222L13 218H11ZM95 219H97V218H95ZM27 220L28 219H26L25 221H22V222H26ZM35 220H33V221H35ZM47 220H46V222H47ZM97 221L99 222V220H97ZM13 222L10 223L8 220L7 221L0 220V226H1V229L0 230L2 231V236L0 238L3 239V237H4V240L2 242V245H0L1 246L0 247V264H13L12 263V260L13 259H12V257L10 255L13 254L14 251H16V253H17V251L19 252V249L21 248L20 246L16 245V240H15V242H13L9 238L8 239L6 238L7 236H9V234H13V232L15 230H17V228L16 229L13 228L14 231L11 230L12 227H10V226H12ZM27 223H25V224H27ZM30 223H32L31 220H30ZM35 223L36 224L34 226L38 225L37 222H35ZM83 223H82V220L77 223V230H80L83 227ZM94 223H97V222L94 221ZM33 224H34V222L31 225L32 227H33ZM13 225H15V224H13ZM17 225H19V224L17 223ZM91 225H92V223H91ZM91 225H89L91 227V229H92V227L93 228L95 227V226H91ZM23 226H24V224H23ZM23 226H21V227H23ZM13 227H16V225L13 226ZM47 227H49V226H47ZM154 227H156V226H154ZM25 228L26 227H24V229ZM50 228H49V230H50ZM95 228H97V226ZM23 230H22V233H23ZM25 230H24V232H25ZM30 230H31V227H30ZM33 230H39V229L36 228V229H33ZM44 230L46 231V229H44ZM20 231L21 230L19 229V232ZM28 231H29V228H28ZM30 232H32V230ZM46 232H44V233L46 234ZM51 232H48V233L50 234ZM4 233H6V235ZM10 236H12V235H10ZM72 236H74V235L72 234ZM18 237H21V236L19 235ZM22 237L24 239V236H22ZM29 237H31V236H29ZM173 238H175V237H173ZM16 239H18V238H16ZM59 239H60L61 242H59V245H58L57 243H58ZM37 240H39V239H37ZM0 241H1V239H0ZM17 241H19V240H17ZM65 241L68 244V246L71 249H73V251L67 249L68 251L66 253H64V252L62 253L61 252V249H63V248H61L60 246ZM203 241H205V240H203ZM23 242H24V240H23ZM40 242H41V240H40ZM176 242H177V240H176ZM180 242H177V243H180ZM201 242H198V245L204 246V248L210 246L206 242L205 243L204 242L201 243ZM177 243L176 244L174 243V245H177V248L180 247V246L183 247V248H185L184 245L182 246V245L179 244L180 246H178ZM195 243H197V242H195ZM172 245H173V243H172ZM65 247H67V245ZM174 248H176V246ZM179 250H180V248H179ZM181 250L185 251L184 249H181ZM10 252H13V253H11L9 255ZM173 252H174V250H173ZM180 253H182V252H180ZM7 254L9 256L10 261H9V259H7L8 258ZM24 255L23 254L20 255L21 260L19 258V262L22 261ZM173 255H175V254H173ZM17 256H15L14 258H18L19 257V256L18 257ZM28 256H26V258ZM82 258H84V257H82V255L79 254V256L77 257V261L79 262V264H82V261H84ZM188 258H190V257H188ZM188 258H186V259L188 260ZM36 260L39 261V259H36ZM190 261H191V258H190ZM193 261L194 260L192 259L191 262L194 263ZM17 262L18 261L16 259V263L15 264H17ZM30 262H32V261H30ZM41 262H43V261H41ZM179 262H181V260ZM29 263H27V264H29ZM74 263H76V262H74ZM23 264H24V262H23ZM32 264H34V263L32 262ZM39 264H41V263H39ZM76 264H78V263H76ZM93 264H95V263L93 262ZM183 264H185V263H183Z\"/></svg>","mask_w":264,"mask_h":264}]
</instances>
